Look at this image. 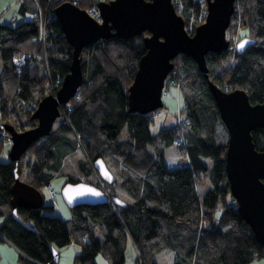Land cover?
Instances as JSON below:
<instances>
[{
	"label": "trees",
	"instance_id": "obj_1",
	"mask_svg": "<svg viewBox=\"0 0 264 264\" xmlns=\"http://www.w3.org/2000/svg\"><path fill=\"white\" fill-rule=\"evenodd\" d=\"M236 1L225 31L227 41L238 20L245 29L243 37L254 44L240 55L232 53L231 44L219 54L208 52L207 78L192 58L177 55L163 91L178 88L181 119L155 135L149 125L158 111L128 112L127 101L148 32L129 39H99L82 48V83L71 100L60 105L50 134L33 142L18 162L0 159V241L20 251L19 262L55 264L51 247L57 251L74 242L79 246L75 264H96L97 255L108 264H124L128 238L136 254L133 264H157V256L166 250L174 253L171 264H252L264 257V247L239 215L229 191L227 131L208 86L211 81L226 91L241 89L250 103H264V0ZM37 2L46 20L40 47L33 0H19L18 13L29 12V18L14 26L0 22V124L20 131L36 126L31 116L39 100L55 94L72 63L73 48L54 15L59 2ZM172 2L185 20L194 0ZM78 6L85 9L84 1ZM33 52L41 58L18 74L12 56ZM18 110L23 111L24 124ZM123 128L128 136L119 141ZM252 137L255 148L264 151V130H254ZM175 143L187 165L168 168L163 149ZM8 145L0 137V156L8 152ZM204 158L212 160L210 170ZM97 159L111 171L112 183L95 171ZM15 169L22 181L41 193L55 178H62V186L92 184L123 204L78 205L70 209L66 222L48 215L54 206L43 201L40 209L17 207V221L10 204ZM206 177L211 187L201 198L196 183ZM219 203L222 212L215 217Z\"/></svg>",
	"mask_w": 264,
	"mask_h": 264
},
{
	"label": "water",
	"instance_id": "obj_2",
	"mask_svg": "<svg viewBox=\"0 0 264 264\" xmlns=\"http://www.w3.org/2000/svg\"><path fill=\"white\" fill-rule=\"evenodd\" d=\"M234 1L217 0L218 8L212 12L215 0H205L206 18L195 28L193 35L186 33L184 20L177 14L172 0H112L100 3L101 22L93 20L84 10L69 2L58 4L54 8L55 18L73 48L70 70L55 94H47L39 100L31 116L37 121L35 127L18 131L8 123L0 124V132L5 131L10 142L8 159L18 162L33 142L50 134L60 116V105L67 104L82 83L79 53L84 46L99 39H129L148 32L143 38L145 53L140 57L133 81L127 89V101L128 112H155L164 107V84L173 68L172 60L177 55L192 58L207 78L205 55L208 52L219 54L229 48L225 31L234 12ZM208 24L213 27L206 28ZM210 34L217 36L216 41L198 48L202 39ZM253 44V40L242 38L235 48L236 54H242ZM208 86L227 131L225 171L230 194L255 240L264 247V151L255 148L252 137L254 130H264V103H250L248 95L241 89L226 91L211 81ZM93 167L102 180L113 182L114 176L102 159L95 160ZM10 192L12 216L17 221H20L17 207L40 209L43 205L42 193L22 181L17 169L14 170ZM60 193L69 209L110 202L123 204L117 198H109L94 185L83 182L66 183ZM51 252L53 263H57L58 252L53 247Z\"/></svg>",
	"mask_w": 264,
	"mask_h": 264
},
{
	"label": "rangeland",
	"instance_id": "obj_3",
	"mask_svg": "<svg viewBox=\"0 0 264 264\" xmlns=\"http://www.w3.org/2000/svg\"><path fill=\"white\" fill-rule=\"evenodd\" d=\"M235 3L236 2L234 1V7H236ZM19 5H20L19 0H0V22L14 26L17 23L29 18L31 15L29 14V12H27L26 16H21L18 13ZM235 33L236 31L232 33V35H235ZM244 34H245V29L240 28L239 31L240 38H242ZM230 42L231 41H228V45L230 44ZM162 100L165 107L160 108L159 110H157L158 113L155 112L153 114L152 116L153 120L149 125V131L152 135L157 134V132L161 128H166L174 125L177 122V120L181 119V116L179 114L180 110L178 111V109L181 107V96L178 88L175 87L174 85L169 87L162 96ZM17 113H18L19 121L24 124L25 116L23 114V111L18 110ZM127 136L128 135L126 128H123L118 136V140L119 141L126 140ZM8 146H10V143ZM7 148L9 150V147H6V150ZM163 150H164V161L168 168H174L178 165L179 166L187 165V157L181 153L176 143L164 147ZM0 159L2 161H6L8 159L7 153H3L0 156ZM203 160L207 165L208 170H210L212 167V160L210 158H204ZM63 181L64 180L62 178H55L52 181V184L56 190V195L54 197H50L44 190H42V194H43L44 203L51 204L54 206L53 211H47L46 213L51 216H58L63 221L68 222L71 217V212L70 209L65 204V202L63 201L60 193ZM210 187L211 184L208 177H206L201 181H197L196 183V188L201 198L203 197L205 192L210 189ZM221 212H222V208H221V204L219 203L218 206L216 207L214 216L219 217ZM57 252L59 254V260L55 264H75L74 257L79 252V246L76 243L71 242L70 244L64 247L57 248ZM19 254L20 251L13 244H11L6 240L0 241V264H22L21 262L18 261ZM173 256H174L173 251L171 250L163 251L156 258L157 264H168L170 260H172ZM135 257L136 254H135L134 245L131 239L128 238L127 246L125 250L124 264H131V262ZM95 260H96V264H105L101 255H97ZM252 264H264V257L255 260Z\"/></svg>",
	"mask_w": 264,
	"mask_h": 264
},
{
	"label": "built area",
	"instance_id": "obj_4",
	"mask_svg": "<svg viewBox=\"0 0 264 264\" xmlns=\"http://www.w3.org/2000/svg\"><path fill=\"white\" fill-rule=\"evenodd\" d=\"M59 3L61 2H70L74 5H77L79 2L84 1L85 3V11L87 14L95 21L100 22L101 21V11L99 8L100 3H107L112 0H54ZM179 2V0H177ZM35 2V8L36 11L33 15V22H35L38 26V34L35 37V40H37V45L40 47L43 42V32H44V26H45V15L41 8V6L38 4L37 0H33ZM235 2H237L235 0ZM236 6V3H235ZM235 11V7H234ZM207 14V8H206V2L205 0H194V4L190 9V12L185 17L184 20V28L186 30V33L188 35H192L194 33L193 28L197 27L198 25L202 24L206 18ZM234 23H237V29L235 35H232L230 37V44L232 53L235 54V48L240 40V24L238 23V20H235ZM195 29V28H194ZM37 58H41L40 53L33 52V53H16L12 56V62L13 65L17 69V73L20 74L21 71L28 66H32ZM180 122V120H178ZM1 138H3L2 135H0ZM45 192L50 196L54 197L56 195V190L53 186V184H48L45 187Z\"/></svg>",
	"mask_w": 264,
	"mask_h": 264
},
{
	"label": "bare ground",
	"instance_id": "obj_5",
	"mask_svg": "<svg viewBox=\"0 0 264 264\" xmlns=\"http://www.w3.org/2000/svg\"><path fill=\"white\" fill-rule=\"evenodd\" d=\"M61 3H63V2H61ZM61 3H59V4H61ZM70 3V2H69ZM80 3V2H79ZM173 3V2H172ZM72 4V3H71ZM74 5V4H73ZM75 6H77L79 9H81V10H84V9H82V8H80L79 6H78V4L77 5H75ZM213 6V7H212ZM211 7H212V12H214V10H216V7H217V0H215V3L212 5ZM218 8V7H217ZM85 11V10H84ZM101 11V10H100ZM86 12V11H85ZM87 13V12H86ZM102 15V14H101ZM90 17V16H89ZM91 18V17H90ZM101 21H102V17H101ZM100 21V22H101ZM98 22V21H97ZM207 27H213V25L212 24H208L207 26H206V28ZM196 28V27H195ZM204 30H205V28H203V32H204ZM194 31H195V29H194ZM217 38V36L216 35H214V34H210L207 38H205V39H202V41H201V44H199L197 47L199 48L200 46H203V45H205V44H211L212 42H214V41H216L215 39ZM81 39H83V38H81ZM81 41V40H80ZM0 135H2L3 136V138L5 139V140H7L8 142H9V139H8V134L5 132V131H1L0 132ZM10 143V142H9Z\"/></svg>",
	"mask_w": 264,
	"mask_h": 264
},
{
	"label": "crops",
	"instance_id": "obj_6",
	"mask_svg": "<svg viewBox=\"0 0 264 264\" xmlns=\"http://www.w3.org/2000/svg\"><path fill=\"white\" fill-rule=\"evenodd\" d=\"M0 70H1V67H0ZM126 246H127V245H126ZM101 257H102V256H101ZM102 258H103V257H102ZM134 259H135V258H134ZM134 259H133V261H134ZM103 260H104V263H105V264H108L104 258H103ZM133 261L131 262V264H133ZM168 264H171V260H170V262H169Z\"/></svg>",
	"mask_w": 264,
	"mask_h": 264
}]
</instances>
